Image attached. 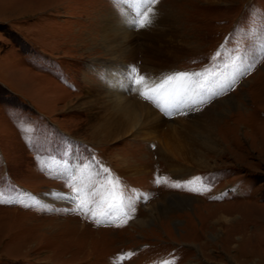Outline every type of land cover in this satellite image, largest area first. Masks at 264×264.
Segmentation results:
<instances>
[{
    "label": "rangeland",
    "instance_id": "obj_1",
    "mask_svg": "<svg viewBox=\"0 0 264 264\" xmlns=\"http://www.w3.org/2000/svg\"><path fill=\"white\" fill-rule=\"evenodd\" d=\"M152 9L0 0V264H264V0Z\"/></svg>",
    "mask_w": 264,
    "mask_h": 264
},
{
    "label": "snow or ice",
    "instance_id": "obj_2",
    "mask_svg": "<svg viewBox=\"0 0 264 264\" xmlns=\"http://www.w3.org/2000/svg\"><path fill=\"white\" fill-rule=\"evenodd\" d=\"M157 2V0H137V12H136V19L132 21V23L138 27H146L151 24V19L149 17V13L153 12L152 5H154ZM132 73L134 74L131 77V81L134 85H143L144 77L140 76L139 79H136L137 70L135 68H132ZM189 79V74L187 73H176L172 76L167 77L166 82H183ZM163 85H161L162 87ZM141 95L145 97V99H148L150 101L156 102L157 96L155 94V91H153V94H149V91H143L141 92ZM55 196L57 198H68L63 193H56ZM0 202H5L3 200V194L0 193ZM38 203V202H37Z\"/></svg>",
    "mask_w": 264,
    "mask_h": 264
},
{
    "label": "bare ground",
    "instance_id": "obj_3",
    "mask_svg": "<svg viewBox=\"0 0 264 264\" xmlns=\"http://www.w3.org/2000/svg\"><path fill=\"white\" fill-rule=\"evenodd\" d=\"M106 33V32H105ZM105 33H104V39H105V37L107 38V34L105 35ZM111 35H112V33H111ZM112 40H113V37L111 38ZM83 41V40H82ZM83 43V42H82ZM84 45V44H83ZM105 46V45H104ZM105 49L107 50V48L105 47ZM120 49L122 50V48L120 47ZM113 50V49H112ZM147 50H149L151 53H156L157 52V49L153 46L152 48H150V47H148V49ZM109 51V50H108ZM114 51V50H113ZM125 53H126V51H125ZM124 53V50H122V52H120V57L122 56V55H124L125 54ZM127 54H128V52H127ZM127 54H125V55H127ZM119 57V58H120ZM128 119H130V120H132V118H128ZM122 122H124V121H122ZM119 124V123H118ZM117 124V125H118ZM124 129H125V124H120V125H118V126H116L114 129H112V133H113V135L115 136V135H117L119 132H123L124 131ZM111 131L109 132L108 131V138H109V136H111ZM121 134V133H120ZM106 135V136H107ZM204 142V141H203ZM230 221V220H229ZM228 220H227V222H229Z\"/></svg>",
    "mask_w": 264,
    "mask_h": 264
}]
</instances>
